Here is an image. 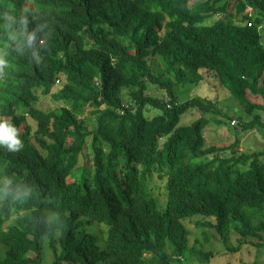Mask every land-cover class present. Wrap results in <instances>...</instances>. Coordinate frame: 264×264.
<instances>
[{"label": "trees", "instance_id": "trees-1", "mask_svg": "<svg viewBox=\"0 0 264 264\" xmlns=\"http://www.w3.org/2000/svg\"><path fill=\"white\" fill-rule=\"evenodd\" d=\"M0 50V116L24 145L0 148V264L45 247L51 264H209L194 217L231 253L264 245V150L207 147L203 115L220 111L175 91L214 73L252 117L240 130L264 137V0H0Z\"/></svg>", "mask_w": 264, "mask_h": 264}, {"label": "rangeland", "instance_id": "rangeland-1", "mask_svg": "<svg viewBox=\"0 0 264 264\" xmlns=\"http://www.w3.org/2000/svg\"><path fill=\"white\" fill-rule=\"evenodd\" d=\"M228 11L234 12L231 6H229ZM246 12H250V9H247ZM221 17H223V15H217L212 21ZM2 58H4V53L0 50V61ZM149 62L156 69L162 68V64L157 58L149 60ZM200 73L203 78L196 86L182 87L179 85L175 88L178 100L179 102H185L193 98H205L214 102L220 113L216 115L206 113L203 115L198 109H192L181 116L179 126H187L203 115V117L209 121L208 126L203 131L207 147L214 146L228 148L238 141V147L236 148L238 152L250 155L253 152L263 151L264 137L260 131L258 132L256 129L248 131L240 130L241 127L239 126L238 120L239 118L244 119L246 114L238 101L231 96L223 86L218 84V79L214 73L206 70H200ZM57 88L58 87L55 86L54 91H56ZM149 91L158 97H167L165 91L156 90L154 86H150ZM123 97H125V95H123ZM57 105L58 103L54 102L51 97L44 96L41 97L40 102L37 104V108L41 110H54ZM148 112L151 118L160 114V111L157 109H149ZM86 115L90 116L88 110ZM246 118L247 120H250L252 117L247 116ZM232 121H235V124H233ZM29 122L34 129L35 123L31 120H29ZM230 153L231 150L228 148L225 154L230 156ZM163 203H165L164 199ZM210 220L212 221V219ZM202 221H204L203 218L194 217L191 220L184 221V224L189 231V247L214 254V257L209 264H264V245L260 248L251 245H244L241 252L231 253L226 250V245L213 228L204 227L202 225L198 226V223ZM104 229L105 228L101 226L88 228L91 234L96 235L97 233L103 237ZM262 237V242H264V234ZM238 238V235L232 233L228 239L227 245L229 247L237 246ZM254 241L257 243V240ZM33 255L34 254L31 253L28 256L32 257ZM51 260L52 257L50 251L46 247L43 248L38 264H51ZM191 262H196V260L194 259L186 264H191Z\"/></svg>", "mask_w": 264, "mask_h": 264}, {"label": "clouds", "instance_id": "clouds-1", "mask_svg": "<svg viewBox=\"0 0 264 264\" xmlns=\"http://www.w3.org/2000/svg\"><path fill=\"white\" fill-rule=\"evenodd\" d=\"M4 63L0 62V70L3 69ZM3 77L1 76L0 82ZM23 141L18 135V129L6 118L0 116V148L9 152H18L23 148ZM10 183V181H8ZM26 194V193H25Z\"/></svg>", "mask_w": 264, "mask_h": 264}, {"label": "built area", "instance_id": "built-area-1", "mask_svg": "<svg viewBox=\"0 0 264 264\" xmlns=\"http://www.w3.org/2000/svg\"><path fill=\"white\" fill-rule=\"evenodd\" d=\"M233 124H235V121H232Z\"/></svg>", "mask_w": 264, "mask_h": 264}]
</instances>
